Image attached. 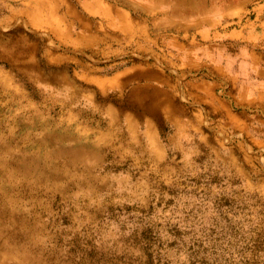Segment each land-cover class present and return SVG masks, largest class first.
Masks as SVG:
<instances>
[{"label": "rangeland", "instance_id": "obj_1", "mask_svg": "<svg viewBox=\"0 0 264 264\" xmlns=\"http://www.w3.org/2000/svg\"><path fill=\"white\" fill-rule=\"evenodd\" d=\"M22 1L0 0V264H264V0Z\"/></svg>", "mask_w": 264, "mask_h": 264}, {"label": "bare ground", "instance_id": "obj_2", "mask_svg": "<svg viewBox=\"0 0 264 264\" xmlns=\"http://www.w3.org/2000/svg\"><path fill=\"white\" fill-rule=\"evenodd\" d=\"M188 1V0H187ZM187 1H184L186 2L185 4L187 5ZM206 1L207 0H201V6L203 8H201V11L200 12H203L204 10H207V9H210L211 7V4H209V2L206 4ZM197 6V5H196ZM195 6V7H196ZM189 12V11H188ZM191 13H195V12H198V9L196 7V9L194 10V12H192V10H190ZM19 119V118H17ZM19 123H20V120H19ZM58 131V132H57ZM66 135L68 136H71L72 134V131L70 130V128H68L66 131H65ZM63 133V132H62ZM58 134H61L60 133V130H55V132H50V133H47V136L46 138L48 139V142H58V140H53V137L54 136H57ZM17 138L14 137V136H7V135H0V154L1 156H3L4 159H0V175H3V171H4V166L6 165V162L11 160L15 157V154L13 152H11L8 147H7V143H17L18 141L16 140ZM43 142L39 143L41 147H44V144H42ZM57 146H60L59 142H58V145ZM80 146H83V145H80ZM80 146L78 149H80ZM86 146H89L88 143H86ZM76 149V148H75ZM53 155V153H52ZM26 155L20 157L18 160L20 161V166L18 168V171L17 172H20V168L22 169L23 166V158L25 157ZM51 156V153L49 152L47 154V156H45L46 158L47 157H50ZM32 159V158H31ZM26 161V160H25ZM32 162H37L38 165H40L42 168H47L48 166V163L44 162L42 159L39 160L38 158H35L33 159ZM12 179H14V176L13 175H10L8 176V181H11ZM8 181H4L2 183H0V188H1V192H0V236L1 235H4L6 231H8V228L3 225V224H8L10 222H12V216L15 215V214H18L20 215V210H17L18 208V203H17V200H20V191H19V198L16 199V200H13L11 202V209L9 212H7V207H6V201L8 202V199H6L8 197V193L10 191H13L16 187H18V185L16 186L14 183H8ZM19 232H20V229H12V231L10 232V236L9 238L7 239H0V244L3 248H10L12 242H13V239L16 238V236L19 235ZM8 240V241H7ZM17 247H19V245H17Z\"/></svg>", "mask_w": 264, "mask_h": 264}, {"label": "crops", "instance_id": "obj_3", "mask_svg": "<svg viewBox=\"0 0 264 264\" xmlns=\"http://www.w3.org/2000/svg\"><path fill=\"white\" fill-rule=\"evenodd\" d=\"M34 1V0H33ZM166 2H170L172 0H164ZM187 0H176V11L183 13V16H193L196 18H200V17H204L205 21H209L207 15H209L210 12H212L215 9H220L222 11H226L228 10V8L230 6H233L235 3H239L241 6H245L247 5V3L250 0H207L206 4L209 2V4H211L210 9L204 10L203 12L201 11V8H203L201 6V0H188L187 5L185 4ZM20 2L22 3H27L25 1L20 0ZM36 2L41 3V2H46V0H37ZM150 4H152V1L150 2ZM197 5V6H196ZM198 9V12L195 13H191L190 10H192V12H194V10L196 9V7ZM12 7V6H10ZM13 8V7H12ZM13 11H18L17 9H12ZM24 9L20 8V11H23ZM189 11V12H188Z\"/></svg>", "mask_w": 264, "mask_h": 264}]
</instances>
